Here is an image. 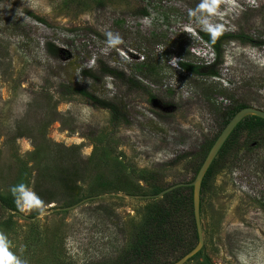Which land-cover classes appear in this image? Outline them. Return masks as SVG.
I'll list each match as a JSON object with an SVG mask.
<instances>
[{"label":"rangeland","instance_id":"1","mask_svg":"<svg viewBox=\"0 0 264 264\" xmlns=\"http://www.w3.org/2000/svg\"><path fill=\"white\" fill-rule=\"evenodd\" d=\"M201 2L0 0V195L24 186L16 212L0 207L7 223L0 237L13 264H119L154 202L114 192L87 201L88 182L73 204L37 206L33 137L79 147L90 168L109 157V179L123 164L148 196L154 186L194 181L197 161L225 128L223 113L243 104L264 110V0H219L215 13L189 16ZM201 15L229 38L220 58L200 39L207 32L196 22ZM109 31L124 43L104 51ZM179 48L197 65L217 62L210 71L218 77L197 80L212 87L208 98L179 67ZM144 53L162 59V82L141 76ZM72 83L126 106L123 122L114 127L110 111L65 98ZM201 219L202 256L186 264H202L203 256L213 264H264V128L240 130L220 151L202 187ZM183 223H192L190 210Z\"/></svg>","mask_w":264,"mask_h":264},{"label":"trees","instance_id":"2","mask_svg":"<svg viewBox=\"0 0 264 264\" xmlns=\"http://www.w3.org/2000/svg\"><path fill=\"white\" fill-rule=\"evenodd\" d=\"M143 12L146 14V11ZM199 36L203 42L214 50L218 58H220L223 53L222 46L229 38L221 34L213 42L209 32H200ZM179 50V67L184 70L185 74L194 80L193 83L201 88L208 98L210 95L209 88L212 87H206L204 82L197 80L199 77H218L219 73L217 71H210L217 66V62L209 65H197L190 61L189 55L185 50L180 48ZM161 62V58L151 57V55L144 53L141 64L143 67L141 76L155 84L162 82L163 68L161 67ZM111 76L114 77V75ZM75 96L86 99L98 108L110 111L114 127H118L121 122H123L122 115L126 112V106L119 105L116 100H102L96 97L90 91V88L72 83L69 91L64 97L73 98ZM246 107L249 106L243 104L228 114L223 113L225 117V127L236 113ZM51 123L52 121H48L44 125L42 124V129L45 130ZM261 128H264L263 119L253 116L247 117L231 134L221 152L227 150L234 140L236 133L240 130H248V134L252 135ZM42 129L41 133H39L45 137V131H42ZM219 135L216 137V140ZM36 138L37 137L32 138L34 139V151L30 154V159L33 162V169L36 172L33 180V190L36 196L35 201L37 206L43 207L56 202H65L67 205L73 204L83 195L84 187L82 184L88 182L87 196L88 199L92 200L99 194L108 192L129 196H144L147 194L145 193L146 190L139 182L132 181L130 177L125 174L123 164L117 163L115 165L116 174L113 179H109L105 174L106 169H103L108 165L109 157L104 156L103 159L95 161L92 168H90L88 165L81 163L79 147H64L50 143L46 145L37 144ZM215 141L212 143V146ZM212 146H210V149ZM206 157L207 154L202 155L201 161L200 159L197 161L198 164H196L195 169L196 176ZM214 165L215 161L210 167L202 187L211 175ZM142 176L140 180H147L144 175ZM21 180L23 179L21 178ZM166 189L154 186L150 192L153 195L148 196L158 195ZM184 191H190V195H184L182 193ZM18 197H20V195L17 193L14 195L13 191L10 193H3V195H0V207L3 208V210L16 212L18 210ZM155 200L153 203L147 205V214L144 218V222L141 226L135 228L130 247L121 255L119 264H173V260L177 262L198 244L199 237L194 217L193 187L187 185L177 188L164 195V197L158 201ZM188 210H190L192 223H183V213ZM3 225L5 226L7 223H0V227ZM201 252L190 261L202 256ZM203 257L204 262L202 264H213L209 257Z\"/></svg>","mask_w":264,"mask_h":264},{"label":"water","instance_id":"3","mask_svg":"<svg viewBox=\"0 0 264 264\" xmlns=\"http://www.w3.org/2000/svg\"><path fill=\"white\" fill-rule=\"evenodd\" d=\"M251 116L258 117V118L264 120V110L256 109L253 107H246V108L240 110L238 113L235 114V116L227 124V126L224 128V130L219 135V137L215 141L214 145L210 149L204 163L202 164L195 180L192 183H190V184H177V185L171 186L168 189L164 190L163 192H161L155 196H129V195H120V194H109L110 196L125 197L128 199L155 200V199L163 198L164 195L172 192L173 190H175L177 188H181V187H184L187 185L193 187L194 217H195V221H196L199 241L193 250H191L184 257H182L180 260H178L177 262H175L173 264H186L187 262H189L193 257H195L198 253H200L204 249L205 232H204L202 219H201V197H202L203 181H204L210 167L212 166L213 162L215 161V159L219 155L220 151L222 150L223 146L225 145V143L227 142V140L229 139L231 134L234 132V130L237 128V126L243 120H245L247 117H251ZM102 197H104V196H102ZM96 198H98V197H95L93 199H96ZM88 200H92V199H87V201ZM82 202H85V201H82ZM79 205H81V203Z\"/></svg>","mask_w":264,"mask_h":264},{"label":"clouds","instance_id":"4","mask_svg":"<svg viewBox=\"0 0 264 264\" xmlns=\"http://www.w3.org/2000/svg\"><path fill=\"white\" fill-rule=\"evenodd\" d=\"M219 0H202V2L198 5L196 10L190 11L189 16H197V13H204L207 12L209 14H213L217 11V4ZM196 22L202 27L204 31H207L211 34L212 41L214 42L218 36L222 34L223 26L217 25L215 27L211 26L208 23V20L204 16H198ZM106 49L104 51H107V49L111 48H117V46L124 43L122 37L119 33H113L111 31L106 33ZM24 186L20 185L15 188H13L14 195L17 192H22ZM18 203L20 200V197L17 198ZM0 264H13V257L6 251L4 240L2 237H0Z\"/></svg>","mask_w":264,"mask_h":264}]
</instances>
